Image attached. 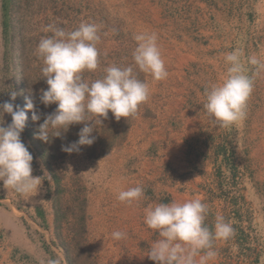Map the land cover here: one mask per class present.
Listing matches in <instances>:
<instances>
[{
    "label": "rangeland",
    "instance_id": "obj_1",
    "mask_svg": "<svg viewBox=\"0 0 264 264\" xmlns=\"http://www.w3.org/2000/svg\"><path fill=\"white\" fill-rule=\"evenodd\" d=\"M81 22L95 23L100 35L99 66L85 70L84 78H101L111 65L131 66L148 83L150 96L134 116L117 121L109 111L92 133L95 142L68 153L62 145L79 139L83 123L47 143L34 136L44 115L56 108L39 101L48 85L37 47L52 35L46 26L72 31ZM143 31L158 34L166 79L156 81L135 65L134 34ZM233 51L241 53L249 75L254 66L247 58L264 60V0H0V103L14 90L15 104L24 108L30 91L35 95L44 115L34 122L27 112L22 140L34 157L33 175L47 170L52 176L51 182L42 177L39 192L28 197L0 191L1 200L14 194L21 209L25 199L37 202V225L30 218L25 228L39 253L17 252V260L154 264L147 254L159 237L145 224L144 209L176 196L168 197L152 181L165 186L169 178L182 194L195 186L190 195L208 205L210 229L217 215L234 228L229 239L214 241L217 256L208 264H264V72L254 76L243 119L221 127L203 107L205 89L226 78L225 56ZM11 120L5 113L4 126ZM173 146L191 157L186 165L176 154L169 159ZM137 185L144 189L139 201L118 200L120 191ZM117 230L126 237L113 239Z\"/></svg>",
    "mask_w": 264,
    "mask_h": 264
},
{
    "label": "clouds",
    "instance_id": "obj_2",
    "mask_svg": "<svg viewBox=\"0 0 264 264\" xmlns=\"http://www.w3.org/2000/svg\"><path fill=\"white\" fill-rule=\"evenodd\" d=\"M45 32L51 36L40 40L37 53L43 58V78L48 87L41 89L39 101L43 105L56 104L49 114L37 109L35 95L25 97L24 108L15 104L17 92H9L10 100L0 103V181L5 189L28 197L39 192L42 177L52 176L47 170L43 175H33V154L22 140V133L31 111L32 120L38 124L34 136L47 143L52 137H60L71 125L83 123L78 133L79 139L70 145H62L68 153L81 151V146H91L96 137L94 130L103 123L109 111L119 121L137 114L139 106L150 96L147 82L138 78L133 67L108 66L105 75L89 82L83 76L85 70L95 71L100 63L97 44L100 41L99 28L95 23L81 22L72 31H65L55 25H48ZM137 46L133 51V60L139 70L151 74L156 81L166 79L168 71L158 45V34L143 31L134 34ZM230 66L222 83L211 84L205 89L207 113L219 122L221 127L241 120L245 116L247 101L253 91L254 76L264 72V60L256 55L247 58L254 66L249 75L239 51L225 56ZM10 114L11 123L4 126V114ZM98 117L99 119H95ZM91 122V123H89ZM144 195L142 186L122 190L118 200L132 204ZM208 205L200 198L183 202L170 201L148 205L144 209V222L158 232L147 257L156 264H208L217 256L214 241L227 240L234 235V228L222 215H217L213 228L205 223ZM123 231H113L115 240L126 237ZM47 264H61L60 259H49Z\"/></svg>",
    "mask_w": 264,
    "mask_h": 264
},
{
    "label": "crops",
    "instance_id": "obj_3",
    "mask_svg": "<svg viewBox=\"0 0 264 264\" xmlns=\"http://www.w3.org/2000/svg\"><path fill=\"white\" fill-rule=\"evenodd\" d=\"M178 149L179 148L177 146H173L172 151L169 148V159L171 158L172 160H174V154H176L182 161V165H186L189 158L186 153L177 151ZM189 160H191V157ZM200 169L201 168H198V171ZM177 176L180 175L177 174ZM152 181H154V185L157 187V189L166 192L168 197L169 194H176V196H173L171 198L169 197L168 202L173 200L183 202L194 198L190 195V190L192 191L193 187H195L193 186V184L189 186L190 190L186 191L188 192V196L187 194H182L180 190H177L176 184L171 185L169 178L168 180H165V186H163V181L161 182V184L159 183L160 180L156 178H153ZM188 182H190V180ZM2 188L5 189L2 186V181H0V191L2 190ZM10 190L11 189L9 188V191ZM162 199H164V196H160V200ZM166 199L167 198L165 197V200ZM24 201V208L21 209L19 208V203L17 202L14 194H11V196H8L4 200L0 199V232L4 233V237L0 238V264H26L25 262H20L19 260H17V252H19L20 254L24 253L25 255H35V257L36 254L39 253V249L35 244H33V241L26 233L25 228V221L30 218L35 221L36 214L34 212L37 206V202L32 198H29L28 201L34 203L33 205L27 202L26 199ZM31 209H33V212ZM27 212L30 213L29 216ZM49 221L52 222V220ZM34 223L35 225H37L36 221ZM154 264H156V262Z\"/></svg>",
    "mask_w": 264,
    "mask_h": 264
},
{
    "label": "bare ground",
    "instance_id": "obj_4",
    "mask_svg": "<svg viewBox=\"0 0 264 264\" xmlns=\"http://www.w3.org/2000/svg\"><path fill=\"white\" fill-rule=\"evenodd\" d=\"M181 51V50H180ZM264 86V85H263ZM253 129V128H252Z\"/></svg>",
    "mask_w": 264,
    "mask_h": 264
},
{
    "label": "trees",
    "instance_id": "obj_5",
    "mask_svg": "<svg viewBox=\"0 0 264 264\" xmlns=\"http://www.w3.org/2000/svg\"><path fill=\"white\" fill-rule=\"evenodd\" d=\"M64 145H66V144H64ZM63 151V150H62Z\"/></svg>",
    "mask_w": 264,
    "mask_h": 264
}]
</instances>
